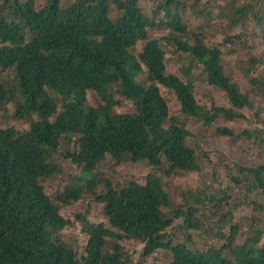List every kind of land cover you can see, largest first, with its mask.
<instances>
[{
  "label": "trees",
  "instance_id": "1",
  "mask_svg": "<svg viewBox=\"0 0 264 264\" xmlns=\"http://www.w3.org/2000/svg\"><path fill=\"white\" fill-rule=\"evenodd\" d=\"M36 3H0V70H13L16 77L12 88L0 84V105L15 103V118L28 124L22 132L0 128V264H132L124 240L142 245L141 259L168 252L165 264H264V229L258 227L243 243L234 244L238 226L230 223L223 242L206 250L191 249L166 235L176 219L181 230H198L195 204L216 197H193L194 203L188 204L183 195L184 204L171 206L161 176L196 172L200 166L192 145L196 138L180 118L169 116L158 87L173 94L182 116L207 128L220 115L227 122L242 120L232 110L199 105L192 77L193 67H200L207 85L224 92L233 110L249 109V99L226 76L222 61V47L239 37L208 47L201 33L189 31L178 0H158L150 19L138 0H74L66 7L63 0H46L41 10ZM112 7L115 18L110 17ZM263 7L264 0L228 6L219 18L230 20L233 27L249 16L264 41ZM192 14L199 17L201 12ZM205 16L212 21L210 11ZM160 29L169 31L166 40L185 55L179 58L186 64L180 70L184 81L165 75L159 42L148 39L147 30ZM138 43L142 47L134 56ZM257 65L262 74L249 84L264 94V52L245 76ZM89 93L98 106L89 105ZM124 101L132 112L116 113ZM215 134L234 138L225 128H216ZM74 141L77 151L63 155L80 169L78 181L51 197L44 182L60 173L54 156L64 143L70 147ZM253 145L264 151V137H254ZM108 156L117 164L144 162L152 172L142 184L130 180L116 186L99 169ZM240 171L247 189L264 194L263 164ZM84 193L103 205L108 225L77 215L88 236L80 254L58 234L72 226L61 207L80 201ZM219 216L222 225L232 214Z\"/></svg>",
  "mask_w": 264,
  "mask_h": 264
},
{
  "label": "rangeland",
  "instance_id": "2",
  "mask_svg": "<svg viewBox=\"0 0 264 264\" xmlns=\"http://www.w3.org/2000/svg\"><path fill=\"white\" fill-rule=\"evenodd\" d=\"M25 1V0H23ZM74 0H63L64 7L71 5ZM158 0H138V7L143 15L150 19L151 11ZM184 11V19L189 31L194 34L203 35L205 44L208 47L223 44L227 37L238 36L239 41H231L229 45L222 47V61L226 76L231 83L237 87L239 92L246 96L250 102V108L233 110L224 92L207 85L200 67H193V87L197 103L206 107L225 110H232L235 114L241 115L242 120L227 122L223 116H218L209 128L203 126L202 122H196L180 113V106L171 92L158 87V91L166 103L168 114L171 117H178L184 123L185 128L195 137L192 143L199 157L200 170L196 172H177L164 177L163 188L168 193L170 204H184L183 195L187 196V203L193 204L194 198L204 200L207 196H215L214 200L197 203V217L199 229L183 231L180 229L181 220L176 219L166 229V235L174 242L186 243L191 249L206 250L210 246H219L224 237L228 234L229 224L238 226L234 244H241L254 234V228L264 229V194L259 189H247V182L240 168L264 165V151L253 145L254 137H264V94L254 89L249 84V79L257 78L262 74V68L257 65L251 75L245 76L246 69L253 60L260 59L264 52V41L261 39L255 23L246 17L240 24L229 26L230 20L219 18L222 9L228 6L239 8L247 3H254L257 0H178ZM2 0H0V3ZM37 10L46 6V0H36ZM220 8V9H219ZM200 11L199 17H195L193 11ZM264 13V7L262 8ZM212 13V21H208L205 14ZM118 16L115 9L111 8V18ZM160 18V17H159ZM169 31L165 29L147 30L148 39H155L164 54L165 75H172L184 81L180 70L186 66L179 58L185 55L176 50L173 44L166 40ZM142 44L138 43L132 51L136 56L141 50ZM234 52V53H232ZM15 72L0 70V84L6 88L15 86ZM16 98V97H15ZM17 101V100H16ZM89 105L96 107L99 103L94 99L93 94H88ZM16 104L0 105V128H16L20 132L28 129L25 121H18L15 118ZM132 107L129 103L123 102L121 107L116 109L118 114H129ZM216 128H225L234 134V138L220 137L215 134ZM244 133H253V138H248ZM77 151L76 141L70 147L63 144V147L54 156V161L60 167V173L44 182L46 192L51 196L71 183L77 182L80 169L70 160L64 158L63 152ZM100 171L106 178H109L116 186H124L128 181L138 184L144 182L146 174L152 172L146 163L131 164L124 161L117 164L111 157L99 166ZM102 187L99 188L101 190ZM98 190V191H99ZM190 195V196H189ZM191 197V198H190ZM194 197V198H193ZM255 206L253 207V201ZM260 206L259 208H257ZM230 211L232 216L222 225L217 223L220 213ZM165 212H170L166 209ZM86 216L92 224L106 223L107 217L104 214L103 205L96 203L90 193H84L83 198L71 205L61 207V215L72 221V226L66 227L59 232L60 238L70 244L80 254L88 241V236L83 231V226L77 220V215ZM189 237V242L186 240ZM264 240V233L261 242ZM123 246L128 252L132 264H165L170 259L166 251H156L145 259L140 258L142 245L132 240H124Z\"/></svg>",
  "mask_w": 264,
  "mask_h": 264
}]
</instances>
